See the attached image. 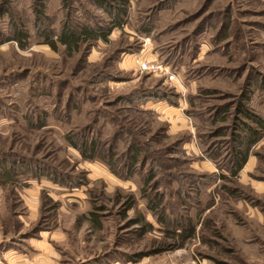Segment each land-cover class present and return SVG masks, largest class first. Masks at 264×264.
Wrapping results in <instances>:
<instances>
[{"label":"rangeland","instance_id":"1","mask_svg":"<svg viewBox=\"0 0 264 264\" xmlns=\"http://www.w3.org/2000/svg\"><path fill=\"white\" fill-rule=\"evenodd\" d=\"M37 1L0 0V41L14 23L28 34L24 48L0 44V159L38 174L60 173L65 181L78 176L87 185L67 190L27 174L0 184V264L20 263L18 253L44 254L53 264H134L129 257L151 254L162 237L140 192L151 162L160 164L151 194L161 193L163 206L181 221L193 219L196 234L182 248L139 264H264V137L252 148L253 168L227 183L232 193L212 181V152L221 153L219 162L226 156L243 94L264 119V0H129L124 24L107 42L70 55L36 36ZM42 1L54 30L67 14L73 23H107L88 0ZM132 91L164 93L177 104L147 100L139 107L149 114L141 115L117 102ZM40 118L45 125L38 127ZM67 134L97 141L104 156L114 153L120 171L131 145L142 161L122 180L103 161L82 160ZM177 149L190 160L183 162ZM189 176H203L202 189ZM42 193L56 209L43 204ZM129 195L136 205L124 216ZM137 212L153 231L140 235L128 225Z\"/></svg>","mask_w":264,"mask_h":264},{"label":"trees","instance_id":"2","mask_svg":"<svg viewBox=\"0 0 264 264\" xmlns=\"http://www.w3.org/2000/svg\"><path fill=\"white\" fill-rule=\"evenodd\" d=\"M94 6L99 7L107 15V23L105 25L96 23L94 25L84 22L73 23L71 22L68 14L58 30H54L51 27V22L48 16L44 13L45 5L42 0L37 1V13L35 32L36 36L41 39L40 41L46 44L53 51H57L58 46H62L64 52L68 55L77 52L82 45H90L92 42L101 40L103 42L108 41V36L114 28H121L124 24L126 17V9L129 4V0H88ZM67 4V2H66ZM145 33L149 32V27L144 29ZM12 41L18 44L20 48H24L28 42V34L20 29L16 23L12 25V31L10 37H7L2 42ZM107 79V76H104ZM158 99L164 100L168 104L176 105L177 102L169 97L167 94L160 92H144L132 91L127 95H122L117 99V102L132 107L133 112L141 115L149 114L148 111L142 110L139 104L146 102L147 100ZM193 100V99H192ZM250 96L242 95L241 101L236 106V114L233 120L232 130L229 134L230 139L225 141L224 147L226 148V156L222 162L218 161L221 153L216 151L212 152V162L216 166L217 172L212 173V181H220V189L226 190L232 193V188L227 184L238 175L247 161L248 156L252 152V148L264 137V119L254 113L249 108ZM188 102L191 104V99L188 97ZM224 118H222L223 120ZM116 120V119H115ZM45 125V119L40 118L38 127ZM225 135L223 132H217L215 136ZM65 139L68 145L76 149L82 160L93 161L101 160L107 164L110 172L122 180H129L136 171V166L142 161L140 158L139 147H132L128 149L127 158L123 159V170L120 171L116 168V162L114 159V153H107V156L103 154V150L99 148V143L95 140L88 139L85 135L67 134ZM114 142V140H113ZM112 142V143H113ZM112 144V149H113ZM178 152L182 156L183 162H187L190 159L186 158L179 149ZM110 151V150H108ZM151 170L143 177L142 187L140 192L143 194L145 201V210L148 211L153 217L155 222L159 225L157 230L161 232L160 239L154 241V248L151 254L160 253L166 250H173L176 248H182L184 244L194 239L196 234V223L193 219L186 218L184 222L181 221L180 216L177 217L173 210H168L162 204V194L155 192L151 194L152 182L155 180L157 170H160V164L157 162H151ZM39 169L28 167L21 164H8L6 160L0 159V184L6 185L14 182L16 174H24L29 177L39 179L44 177L58 185L65 187L67 190L80 187L81 185H87L86 179L83 181L81 177L66 178L62 174H56L51 171L49 173L38 174ZM203 176H189L188 179L194 182L196 181V189H202L199 178ZM69 181V182H68ZM149 190V191H148ZM43 192V191H42ZM182 197H186V192L181 194ZM41 200L44 205L51 206L52 209H56L58 203L53 201L47 195L42 193ZM136 205V202L132 195L127 197L125 202H122L123 215L125 216L126 210ZM93 220L98 223V219L93 212H90ZM172 214V215H171ZM175 214V216H174ZM203 224V223H202ZM128 225H137L140 230V235L146 232L154 230V225L145 219L142 212H137L134 218L128 220ZM39 227H37V231ZM148 252L139 253L133 257H129L128 261L136 262L144 256L151 255Z\"/></svg>","mask_w":264,"mask_h":264},{"label":"crops","instance_id":"3","mask_svg":"<svg viewBox=\"0 0 264 264\" xmlns=\"http://www.w3.org/2000/svg\"><path fill=\"white\" fill-rule=\"evenodd\" d=\"M254 162H255V158H254V156H251V154H250L248 156L247 161L244 164L243 168L240 170V173L242 172L244 174L245 172L247 173L248 170L250 171L253 168V166H254ZM35 195H34V198L32 199V204L30 205V207L32 209L36 208ZM0 256L3 257L4 253L1 254ZM6 257H7L6 259H8V260L14 261L13 260L14 256L10 255V253L8 255H6ZM16 257H18V258H16V260H21L20 263H16V264H29L28 263L29 260H34L35 264H53L54 263L53 259L48 258V256L44 255V254H38V255L36 254V255H33V256L30 255V257H28V256H26L24 254L18 253ZM3 258H5V257H3ZM149 258H152V256L151 255L144 256V257L141 258V260H139L138 262H135L134 264L142 263L144 261V259L149 260ZM27 260H28V262L26 263L25 261H27ZM89 260L90 259H87L85 262H81L79 264H90Z\"/></svg>","mask_w":264,"mask_h":264}]
</instances>
